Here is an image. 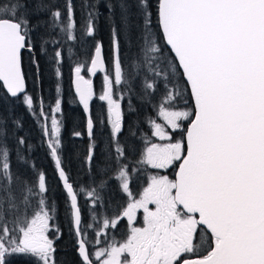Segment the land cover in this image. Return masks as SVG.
Masks as SVG:
<instances>
[{"label":"snow or ice","instance_id":"snow-or-ice-1","mask_svg":"<svg viewBox=\"0 0 264 264\" xmlns=\"http://www.w3.org/2000/svg\"><path fill=\"white\" fill-rule=\"evenodd\" d=\"M134 6L137 11L132 13L133 4L121 2V25L112 26L113 66L111 73L103 77L99 99L107 101L115 176L105 179L112 167L109 156L104 166L97 169L98 187L103 189L108 179L115 178L121 190L132 197L128 165L121 163L125 147L118 134L122 131L123 115L120 101L113 98V85H127L131 93L141 68L164 77L165 94L156 117L147 121L151 136L143 135L145 147L137 163L153 169H167L177 163L179 167L174 179L150 175L139 199L133 197L120 215L105 218L97 237L126 217L127 238L92 252L82 227L78 193L62 167L61 125L53 115L50 127L44 125L43 134L48 138L47 147L66 190L80 264H264V0H156L155 26L150 0H134ZM112 7L108 5L109 11ZM53 8L51 0H0V88L11 97L25 91L22 50L33 48L30 34L45 23L38 19L31 24L33 15L50 12L49 27H58L68 41L76 38L71 0H67V22L62 20L61 11ZM132 15L142 23H131ZM83 27L85 36L94 35V13H89ZM133 28L138 31L137 51L125 65L120 36L124 35L131 50ZM41 40L43 52L47 41L43 37ZM51 42L57 43L55 39ZM165 46L169 55H164ZM61 58L62 52L57 49V64ZM157 61L165 64V71L157 70ZM90 64V74L105 71L99 41ZM84 66L78 64L74 68V83L87 112L93 90L92 80L81 75ZM55 72L57 77L61 75L58 67ZM155 87V80L144 79L145 94ZM185 93H190L192 106L188 107L185 101L183 108H176L174 101L183 100ZM24 103L32 109L33 98L25 95ZM59 110L57 99L52 111ZM93 126L89 118L90 136ZM176 130L182 132L178 139H174ZM151 137L161 143L152 142ZM18 143L25 141L21 138ZM9 156V148L0 141V264H6V257L12 254H27L34 258V264H55L56 249L49 233H58L59 229L49 223L54 219L56 206L47 202L46 176L40 172L31 184L14 176ZM93 157L90 145L86 157L89 164ZM14 183L20 186L19 198L12 191ZM80 191H86L93 205L101 200L97 188ZM150 204L155 205L154 210ZM137 209H143L142 227L134 224ZM95 216L92 212L93 220ZM87 228H93V224ZM198 231L200 241L194 243ZM99 243L97 239L93 247ZM185 254L193 258H184Z\"/></svg>","mask_w":264,"mask_h":264},{"label":"flooded vegetation","instance_id":"flooded-vegetation-1","mask_svg":"<svg viewBox=\"0 0 264 264\" xmlns=\"http://www.w3.org/2000/svg\"><path fill=\"white\" fill-rule=\"evenodd\" d=\"M132 1H133V7L131 8V12L135 13L137 9L134 6V0ZM121 2L132 4L130 0H81L82 8H80L79 14H78V11H76L73 8V16H74L75 23L77 22L78 17L80 20L79 29H83V26L86 25L90 12L95 14L94 35L91 37L92 38L91 41H87L85 40V36L83 35L81 31L80 32L81 42L92 43L93 40L95 41L99 40L101 41L100 43H103L104 38H106V42H107L106 44L108 45V40L112 38L113 23H115L117 27H120L118 5ZM150 2L153 6L152 7V12H153L152 21H153V25L155 26L156 25V10H155L156 0H150ZM71 3L73 6L74 1L71 0ZM61 4L59 8H61ZM109 4L113 6L111 11H109V8H108ZM66 5H67V0H66ZM93 5H95V7H92ZM43 18H48V16L45 15L43 16ZM130 18L133 24L142 23V20H138V18L135 15H132ZM137 35H138V31L135 28H133L132 29V37H133L132 44L134 45H136L135 38ZM124 41H125V38H124ZM32 50L35 54V62H36V56H38V58H40L41 56L38 53L36 46H34ZM26 51L31 55V58H32V54L29 50L27 49L23 50V52H26ZM108 52H109L108 48L103 47L102 58L105 61V66H106L105 69L108 67H111L112 69L113 51L111 49V52H109L111 53V57L109 56ZM88 53H89V50H88ZM85 55L87 59L89 54L87 55V53H85ZM91 55H92V52L90 54V58H91ZM90 58L88 61H90ZM32 65H33L34 72L36 73L37 64L36 65L34 64L33 58H32ZM97 73L98 72H96L92 76L93 77L92 89L94 91H97L99 89L103 91V84L101 83L100 78L96 76ZM71 77H72V71H70L69 68H66L64 71L61 72V83H64L65 86L70 85ZM39 83L36 84L37 86L35 89L32 88L29 91H28V87L32 84H30L29 86L27 85L26 92L28 91V94L33 98V101L37 103L35 108L37 109V113L40 116V120H41L40 130L42 132L43 141H44V138H47V137L43 135V127L45 124H47V118L46 116H41L40 113L41 112L44 113V111H46L49 108L48 101L50 100L52 93L48 92L46 98L44 95L40 96L39 95L40 88L38 87ZM113 89L116 94L120 95L121 111L123 115L122 131L120 134H118V139H119L120 144L125 147V157L122 159L121 163L128 165L127 171L129 172V189L132 195L134 196V198L136 199L139 196L141 189L147 185L148 177L150 175H164V176H168L170 179H173L174 170L177 164L170 166L167 169H153L148 165L137 163V161L141 160V153H142V149L144 148V140L142 137L143 135H148L151 130L149 124L147 123L148 120H144V117L149 116L151 114L153 103L148 101L147 98L145 99V101L143 102L145 105V113L140 115L139 120H137L133 116V112H132V107L134 106L133 92L136 91L137 88H133V91L129 93L126 87H120L114 84ZM72 93L74 94L73 90H72ZM67 96L69 97V94H67ZM74 97H75V94H74ZM125 98H128L129 101L124 102L123 100ZM186 98H187L188 107H191L192 104H191L189 94L188 96H186ZM179 99L180 98H177L176 100H179ZM106 102L104 103L98 100L96 97L91 98L89 100L88 117L93 120V125H94L92 129V135L91 136L89 135L88 128L85 125V117L81 111L82 117H83L82 124L79 130L81 132V135L77 137L80 138V140H78L79 145H80L79 150L81 152L80 154L84 157L86 168L90 170H94L96 168V163L99 161L100 158L104 157L106 161V159L109 156H111L112 159L111 161H109V163L112 164V167L107 172V174H111V173H115V164H114L115 152L113 151L114 145L112 144L110 130L108 129V126H107V119H106L107 111L105 107ZM130 102H131V109L129 107ZM24 106L25 105L21 102L19 105V110H18L21 116L23 117V119H24V115L28 113L31 114L28 108L27 110L24 109ZM64 116L66 119H68L67 109L65 110ZM159 121L162 122L161 120ZM66 128L69 129L67 125H66ZM24 129H25V124L24 122H22L19 139L24 137ZM170 132H172V130H170ZM133 133H135L134 136L132 135ZM181 135H182V132L180 130H176L174 132V139L180 138ZM71 137L72 136L69 135V137L65 139L67 140L66 145H65V151L67 154H71L72 152ZM127 138H128V142H127ZM44 144H45V141H44ZM90 145L93 148L94 157L91 163L89 164V162L86 160V157L88 156V150H89ZM109 177H113V175L112 176L109 175ZM107 178L108 176H106V179ZM85 181H86L85 186L87 190L89 189L87 177L85 178ZM106 185L107 186L101 189V192H100V188L97 187V191L101 197V200L98 201L97 204L93 205L91 200L87 201L85 198L83 199V197L80 200L81 213L83 212V215H84V216L82 215L83 217L82 227L86 230L88 234V240L94 237V233L92 231L93 229L87 228V225H88V222L86 220L87 216L89 217L90 215H92V212H95L96 216L100 217L101 220L105 218H113L117 216L118 212L122 210V208H124V207L120 208L121 207L120 202L122 200L124 202L125 200L124 195L127 196L128 194L127 193L122 194L120 192L119 181L115 178H112V179H109V182H107ZM153 206H154L153 204H150L149 208L152 209ZM143 216H144L143 209H137L135 225L136 223L141 225V223L143 222ZM125 221L126 220L124 219V217H121L116 227L109 226L108 228H106L105 229L106 232L105 233L103 232L100 235L102 241H100L99 244H101L102 247H107L108 240L110 239L117 240L125 236L127 234ZM136 226L138 227V225ZM52 233L54 234V246L56 249L55 254H54L55 264H80V257L78 255L77 245L75 244L76 236H75L74 231L69 229L68 232L65 233V236H62V233L60 230L58 233L56 231H52ZM63 240L69 241L72 245L70 247L58 248L57 243L63 242ZM199 241H200V233L198 231L196 234L194 243H199ZM89 242L90 243L88 247H89V250H91V247L93 246V244L91 243V241ZM203 254H206V252H201V255ZM184 258H193V257L191 256V254H185Z\"/></svg>","mask_w":264,"mask_h":264},{"label":"trees","instance_id":"trees-1","mask_svg":"<svg viewBox=\"0 0 264 264\" xmlns=\"http://www.w3.org/2000/svg\"><path fill=\"white\" fill-rule=\"evenodd\" d=\"M73 8L77 11L80 10L81 7V0H73ZM49 2V0H45V3ZM51 2L54 5L53 10L59 8L61 2L63 0H51ZM47 15L50 17V12H42L39 16L33 15L31 17V24L36 23V21L39 19L41 21H46V18H43V16ZM41 17V18H40ZM49 20V19H48ZM84 29H82L83 31ZM78 36V38L74 39L77 41V44H74L73 41L71 43V47L78 48L80 46V32H77L75 37ZM121 43H123V35L120 36ZM50 36H46L45 40L49 42ZM161 44L163 45L162 39ZM106 38L103 40V45L105 48H108V45L106 44ZM133 46V53L137 51V46L132 44ZM89 50V49H88ZM87 50V55L89 54ZM132 53V54H133ZM170 52L164 47V55H169ZM23 55V52H22ZM51 58V59H50ZM79 59L82 62H85L86 55L85 53H81L79 51ZM78 58H76L73 54H70L68 56H63L61 58V61L59 64L56 63L55 59L52 58V55H49V59L46 62V58L41 56L38 58L36 56V63H37V72H34V69L32 68L31 74H32V85L35 86L39 83L38 87L40 88L39 95H44L45 98L47 97L48 92L55 94L60 93L62 96V104L60 103V111L63 112L62 118H61V131H60V138L62 141V146L59 150V155L62 161V167L64 168L66 174L69 177V174L71 176V179L69 177V182L73 184L74 189L78 193V202L80 203V196H83V192L80 191L81 188L85 189V178L88 179V188H97L99 184V177L97 176V169L100 167H103L105 164V158H100L99 161L96 163V168L94 170H90L86 168V164L84 162V157L80 154V145L79 137H72V152L71 154H67L65 151V140L69 132L73 129H79L82 124V113L80 111V108L74 98V95L72 93V90L70 87L65 86L64 83H61V77L56 76L55 69L58 67L60 69V72L64 71L66 68L71 67L74 62H77ZM156 64L159 65L158 71H165V64L161 61H157ZM138 80L136 83L132 84V87H135L138 89H142L143 93L138 95L136 98V101L143 103L146 99L145 90L142 88V83L144 79L147 77L151 80H155L156 87L154 88V91L156 90L157 93L154 94L153 91L148 92L150 101L154 102L152 104V107L154 108V105L158 102H160L162 96L165 94V89L162 91V87H164V77L161 76H155L154 73H151L148 71L147 68H141L138 69ZM38 81V82H37ZM179 83V79L176 81ZM57 85H59V91H57ZM121 87H128L127 85H119ZM183 86V85H182ZM34 88V89H35ZM69 94V97L67 96ZM186 96H188V93H185L184 95V101H187ZM143 97V98H142ZM35 102V101H34ZM20 98L18 97H8L3 90L0 88V141L3 142V144H14L13 140H15V151H12L10 149V156H9V162L11 166V171L14 174V176H19L22 180L28 181L30 184L34 183L38 174L40 172H43L46 176V185H47V192H46V198L49 201V204L54 203L56 206V212L55 214V227L58 228L62 236H65V233L68 232L70 229V226L68 224V205L65 197V193L63 192L58 179L55 174L54 164L50 158L49 152L47 150L46 144H44L42 132L40 130V117L37 113V111H33L32 109H29L27 106H24V109L29 110L31 114L24 115V119L19 113V105H20ZM68 110V119L65 118L64 113L65 110ZM37 110V109H36ZM73 121L77 128H66V123H69L70 121ZM22 122L25 124L24 129V137L23 140L25 141L24 144L19 145V135L21 130ZM33 122V123H32ZM128 142V138H127ZM130 143V142H129ZM14 150V148H13ZM22 157V159L20 158ZM112 176L111 174H106V176L109 177ZM105 176V179H106ZM93 177H96L95 180H93ZM109 182V179H108ZM116 183V182H114ZM19 185L13 184L12 185V191L17 195L19 198ZM52 221V220H51ZM54 221V219H53ZM52 221V224H53ZM72 244L69 241L58 242L57 247L63 248V247H70ZM22 256L20 254H12L11 256L6 257V264H33V262H30L28 258L25 261V263L21 260Z\"/></svg>","mask_w":264,"mask_h":264},{"label":"rangeland","instance_id":"rangeland-1","mask_svg":"<svg viewBox=\"0 0 264 264\" xmlns=\"http://www.w3.org/2000/svg\"><path fill=\"white\" fill-rule=\"evenodd\" d=\"M130 2L133 4V1L132 0H130ZM118 7H119V25H121V20H120V17H121V10H120V3H119V5H118ZM56 10V9H55ZM59 10L61 11V13H62V20L64 21V22H67V15H68V12H67V5H66V0H64V2L61 4V8H59ZM79 16V15H78ZM41 18V17H40ZM75 21V20H74ZM79 22H80V20H79V17H78V20H77V22L75 23V28H74V36L76 35V33L77 32H81L82 31V29H79ZM130 22L131 23H133L132 22V20H131V18H130ZM34 24H36V23H34ZM33 24V25H34ZM51 24V20L49 19V20H47L46 19V21H45V23L44 24H42L40 27H37L34 31H32L31 32V39H32V43H33V46L35 45L36 47H37V51H38V53L40 54V56H43V57H45L46 58V61H45V63L47 62V60L49 59V55H52V58L53 59H55V51L57 50V49H59V50H61V52H62V57L63 56H68V55H70V54H73L76 58H78V60H77V62H74L73 64H72V66H71V71L72 70H74V68L78 65V64H84L85 66L84 67H82L81 68V73L84 75V77H85V79H90V80H92V82H93V77H91V75L89 74V72L87 71V68H88V60H89V58H90V54H91V52H92V50H93V48H94V46H95V42H97V41H99V40H97V41H93L91 44L90 43H84V42H81L80 43V46L78 47V48H75V47H71V43H72V41H68L67 40V38H66V34H64V33H61L60 32V29L57 27V28H50L49 27V25ZM83 29H84V27H83ZM84 31H85V29L82 31V33H83V35H84ZM123 35V34H122ZM46 36H50V39H49V42H47V43H45L44 44V51L42 52L41 51V43H42V40H41V38L43 37L44 38V40H45V38H46ZM85 36V35H84ZM78 38V36H76V39ZM124 35H123V43H121L120 42V53H121V60L125 63V65H127L129 62H130V60H131V58H132V53H133V46L131 47V50H129V45H128V43L127 42H125L126 41V39H125V41H124ZM53 39H55L56 41H57V43L56 44H53L51 41L53 40ZM91 37H87V36H85V40H87V41H91ZM81 41V40H80ZM99 42H101V41H99ZM73 43L74 44H77V41L76 40H74L73 41ZM90 44V45H89ZM111 45H112V38L111 39H109L108 40V50H109V52H111ZM87 49H89V56H88V58H87V60H86V62H82L80 59H79V51L81 52V53H86V51H87ZM108 52V54H109V56L111 57V53H109ZM24 53V57L22 58V67H23V70L27 73V76H28V78H29V80H30V82L32 81V79H31V77H32V74H31V70H32V68H33V65H32V58H31V55L26 51V52H23ZM156 65H154V67H155ZM111 67H108V68H106L105 69V71H103V72H100V73H98L96 76L98 77V78H100V80H101V82H103V77H104V75L105 74H109V73H111ZM98 72V71H97ZM93 76V75H92ZM113 79H114V76L112 77ZM149 80H151L150 78H148ZM137 80H138V76L136 77V79L133 81V83H136L137 82ZM68 87H70L71 88V86L70 85H68ZM172 87V84L171 83H169V88H171ZM34 89L35 88V86H32V85H30L29 87H28V91L29 90H31V89ZM93 90V89H92ZM164 90V87H162V91ZM28 91L27 92H25L23 95H21V96H19L20 97V101L25 105V106H27L25 103H24V96L25 95H28V96H30L29 94H28ZM102 90L101 89H99V90H97V91H94L93 90V96H92V98H94V97H96L98 100H100L99 99V97H100V95L102 94ZM143 93V90L142 89H138V90H136V91H134L133 92V96H134V101H133V103H134V106L132 107V112H133V116L137 119V120H139V116L140 115H142V114H144L145 113V105H144V103H141V102H138V101H136V98L138 97V95H140V94H142ZM31 97V96H30ZM113 98L114 99H118L120 102H121V100H120V95H118V94H116L115 92H114V96H113ZM57 99H59L60 100V103L62 104V97H61V95H60V93H55V94H52V99H51V101H50V103H49V108L46 110V111H44V113L46 114L45 116H46V118H47V125L50 127V121H51V117L54 115L55 117H56V119L58 120V121H60V125H61V118H62V115H63V112L62 111H57V112H53L52 111V109L55 107V104H56V100ZM100 101H102V100H100ZM124 102H127V101H129L128 100V98H125L124 100H123ZM102 102H106V101H102ZM159 103L160 102H158V103H156L155 105H154V108L152 107V112H151V114L149 115V116H145L144 117V120H148L150 117H153V118H155L156 117V111L158 110V106H159ZM33 105H34V103H33ZM174 106L176 107V108H183L184 106H185V101L184 100H175L174 101ZM105 107H106V111H107V102H106V104H105ZM106 119H107V115H106ZM157 122H160L159 121V119H157ZM187 124V123H186ZM186 124H185V126H184V128L186 127ZM66 125L69 127V128H77L76 127V125L74 124V122L71 120L69 123H66ZM107 126H108V129L110 130V125L107 123ZM170 131V130H169ZM75 132H79L80 134H81V132L79 131V129L77 130V129H73V130H71L70 132H69V134L71 135V136H75L74 135V133ZM147 136H151V130H150V133L147 135ZM11 140L13 141V143L14 144H8L7 145V147L9 148V150L11 149L12 151H15L16 152V149H15V144H16V142H15V140H13L12 138H11ZM151 140H152V142H154V143H161V141L158 139V138H156V137H151ZM71 141H72V139H71ZM17 145V144H16ZM20 145V144H19ZM144 147H145V144H144ZM13 148H14V150H13ZM114 148V147H113ZM144 149V148H143ZM143 149H142V151H143ZM71 174V173H70ZM70 174H69V177H70V179H71V176H70ZM112 175H114L115 176V173H113ZM148 183V182H147ZM119 184H120V182H119ZM107 186V185H106ZM116 186H117V184H116ZM147 186V185H146ZM145 186V187H146ZM144 188V187H143ZM143 188L141 189V191H140V193H139V196L136 198V199H139L140 198V194L142 193V191H143ZM85 190H86V188H85ZM100 192H101V189H100ZM120 192L123 194L124 192L121 190V188H120ZM134 196L132 195V197H129V195H127V196H125L124 195V198H125V200H124V202H123V200L120 202V205H121V207L120 208H122V207H126L127 206V204L130 202V200L133 198ZM86 199L87 201H90L88 198H87V194H86V191H83V199ZM47 202H49L48 200H47ZM122 202H123V204H122ZM154 207H155V205L152 207V209L154 210ZM122 210H123V208H122ZM122 210H120L119 212H118V214H117V216L118 215H120V213L122 212ZM136 212H137V210H136ZM54 215V221H53V224H55V214H53ZM82 219H83V217H82ZM124 219L126 220L125 222H126V232H127V234H128V228H129V225H128V221H127V218L126 217H124ZM87 222H88V224L89 223H92L93 224V227H94V230H93V233H94V237L93 238H91V239H89V241H91V243L94 245L95 244V242H96V240L97 239H99V241H102V239H101V237L99 236V237H97L96 236V233L98 232V231H100V229L103 227V221H104V219H100V217H97V216H95V219L93 220V218H92V215H90L89 217L87 216ZM52 221H50L49 223L50 224H52ZM69 221H70V216H69ZM134 224H135V221H134ZM136 225H138V227H142L143 226V222L141 223V225H139L138 223H136ZM106 229V228H105ZM105 229H104V233L106 232L105 231ZM52 231H54V230H50V233H49V238H51V239H53L54 240V234L52 233ZM110 231V230H109ZM103 232H101V233H103ZM107 233H108V231H107ZM127 234L125 235V236H123V237H121L120 239H117V240H113V239H110V240H108L107 242H108V245L109 244H111V243H121V242H123L124 240H126V238H127ZM107 245V246H108ZM98 248H105V247H102L101 246V244H96L95 245V247H91V250L90 251H92V252H94V251H96ZM20 255H22V256H25L26 258H28L29 260H30V262H33L34 263V258H31L29 255H27V254H20ZM25 257H21V260L25 263V261L27 260Z\"/></svg>","mask_w":264,"mask_h":264},{"label":"water","instance_id":"water-1","mask_svg":"<svg viewBox=\"0 0 264 264\" xmlns=\"http://www.w3.org/2000/svg\"><path fill=\"white\" fill-rule=\"evenodd\" d=\"M162 38V37H161ZM167 48V47H166ZM168 49V48H167ZM28 50V49H27ZM30 52H31V54H32V58H33V62L35 61V54H34V52H33V50L31 49V50H29ZM168 51L170 52V50L168 49ZM94 53V49H93V51H92V54ZM92 56V55H91ZM90 61H91V58H90ZM90 61H89V67L91 66V64H90ZM34 64L36 65V62H34ZM74 80H75V73H73L72 74V77H71V82H72V87H73V91H74V94H75V96H76V99H77V101H78V103L80 104V108H81V111H82V113L84 114V117H85V125L87 126V121H88V119H89V117H88V111L86 112L85 110H84V106L80 103V100H79V96L77 95V93H76V89H75V83H74ZM2 89V88H1ZM3 90V89H2ZM25 90H26V80H25ZM3 92L5 93V91L3 90ZM6 94V93H5ZM20 94H22V93H20ZM20 94H18L17 96H19ZM7 96H9V97H11L10 95H8V94H6ZM189 95H190V93H189ZM186 127H187V124H186ZM186 127H185V129H186ZM46 142H47V140H46ZM52 160H53V163H54V167H55V173H56V177H57V179H58V181H59V184H60V186H61V188H62V190L64 191V193H65V195H66V190L63 188V182L59 179V177H58V171H57V168H56V164H55V160L52 158ZM178 167H179V165H178V163H177V166H176V168H175V170H174V174H173V179L175 178V172H176V170L178 169ZM66 197H67V195H66ZM68 199V198H67ZM69 202V201H68ZM197 218H198V214H197ZM74 231V230H73ZM74 233H75V231H74ZM76 235V234H75ZM76 245H77V237H76ZM78 251V250H77Z\"/></svg>","mask_w":264,"mask_h":264}]
</instances>
